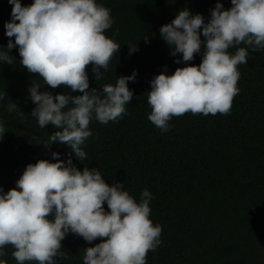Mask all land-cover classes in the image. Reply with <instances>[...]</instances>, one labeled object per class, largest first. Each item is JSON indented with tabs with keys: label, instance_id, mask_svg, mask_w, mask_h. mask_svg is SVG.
I'll use <instances>...</instances> for the list:
<instances>
[{
	"label": "clouds",
	"instance_id": "clouds-1",
	"mask_svg": "<svg viewBox=\"0 0 264 264\" xmlns=\"http://www.w3.org/2000/svg\"><path fill=\"white\" fill-rule=\"evenodd\" d=\"M8 2L13 5L11 19L5 22L9 40L0 47V63L13 64L9 53L18 48L21 66L39 75L45 86L69 89L67 94H53L32 80L31 114L40 128L56 129L41 142L45 147L67 145L83 162L87 153L82 146L92 136L90 122L118 121L134 96L129 82L135 81L137 70L117 76L116 83L105 84L102 92L90 88L87 66L99 81L104 77L101 69L107 71L120 52L121 46L106 35L114 23L110 9L97 0ZM231 5L225 8L218 0L207 19L185 7L161 26L170 54H182L175 63L185 65L172 74L165 65L150 81L148 119L162 133L170 130L174 116L228 114L239 92L238 65L248 63L249 49H264V0H231ZM241 44L245 47H238ZM230 48L236 51L230 53ZM138 50L137 43H129L130 55ZM201 52L199 65L188 63ZM4 97L0 93V101ZM7 107L15 111L17 104ZM5 132L0 121V138ZM59 156L52 152V160L29 163L15 187L8 191L0 187V257L11 245L17 264H57L58 256L66 258L60 249L71 233L89 244L100 239L84 248L83 264H147V254L158 248L162 232L151 219L152 193L145 188L137 200L123 182H106L97 167L81 170L71 156L66 161ZM0 264L6 261L0 259Z\"/></svg>",
	"mask_w": 264,
	"mask_h": 264
},
{
	"label": "trees",
	"instance_id": "trees-1",
	"mask_svg": "<svg viewBox=\"0 0 264 264\" xmlns=\"http://www.w3.org/2000/svg\"><path fill=\"white\" fill-rule=\"evenodd\" d=\"M30 5L34 0H21ZM110 9L114 20L106 35L120 46L112 57L103 79L96 81L87 66L90 88L102 92L105 84H115L117 76L131 75L134 91L126 105L127 114L116 122H90L92 136L82 146L87 159L80 161L67 145L42 141L56 129L40 128L31 112L35 104L28 92L32 80L41 90L53 94L69 89L45 86L39 75L21 66L18 48L9 55L13 64L0 63V121L5 133L0 138V187H15L29 163L39 159L72 157L81 170L97 167L106 182H123L137 200L147 188L153 195L151 219L162 228L161 243L147 254V264H264L259 249L264 245V49H249L248 63L238 65V94L228 114L217 113L174 116L166 133L149 119L151 107L147 92L150 81L164 70L172 74L177 67L160 28L170 23L183 8L209 18L218 0H97ZM230 8L231 0H222ZM13 5L0 0V47L6 46L5 22L11 19ZM146 38V39H145ZM203 39V37H202ZM129 43L138 51L129 54ZM238 47H245L241 44ZM235 48L229 52L234 53ZM202 52L188 63L199 65ZM45 88V89H44ZM72 95L82 93L73 92ZM17 104L15 111L8 105ZM107 210V204L104 205ZM76 234L62 241L57 264H83L84 248L94 246ZM11 245L5 246L6 264H17ZM26 264H38L36 261Z\"/></svg>",
	"mask_w": 264,
	"mask_h": 264
},
{
	"label": "rangeland",
	"instance_id": "rangeland-1",
	"mask_svg": "<svg viewBox=\"0 0 264 264\" xmlns=\"http://www.w3.org/2000/svg\"><path fill=\"white\" fill-rule=\"evenodd\" d=\"M259 253L261 254L264 260V245L259 249Z\"/></svg>",
	"mask_w": 264,
	"mask_h": 264
}]
</instances>
